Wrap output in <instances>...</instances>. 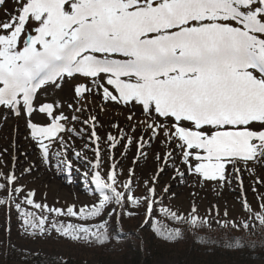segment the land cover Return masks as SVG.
<instances>
[{"label": "snow or ice", "instance_id": "obj_1", "mask_svg": "<svg viewBox=\"0 0 264 264\" xmlns=\"http://www.w3.org/2000/svg\"><path fill=\"white\" fill-rule=\"evenodd\" d=\"M0 11L7 17L0 20V107L13 116L28 117L27 127L37 141L43 163L49 164L53 155L44 141L58 139L64 152L60 163L67 170L74 167L69 147L59 134L74 131L66 124L69 120L80 121L75 113L96 105L97 97L101 112L107 113L109 105L114 106L117 117L123 116L131 130L113 122L110 127L117 129L119 136L109 132L104 141L97 131L103 127L97 115L83 120L91 128L89 139L95 145L91 149L94 159L87 160L91 168L83 175L91 177L99 195L78 210L75 205L61 208L37 203L34 190L17 203L13 193L20 194L24 188L16 186L19 177L15 175V163L7 174L0 171V180L6 182H0V191L6 186L8 191L7 197L0 198V206L8 209L4 228L8 248L3 264H20L9 262V252H19L23 261L39 256L11 242L13 204L22 234L33 238L54 229L72 241L103 245L111 239V217H116L114 235L119 236L122 216L139 214L129 211L126 204L134 209L146 204V219L140 226L144 227L156 204L158 177L174 160L176 149L180 162L201 181H215L220 188L238 182L240 202L249 220L255 216L264 225V192L258 193L252 186L261 209L254 212L242 176L247 171L256 177L255 184L264 185V177L257 175L258 168L264 169V0H0ZM65 86L69 90L71 102L66 106L73 112L71 117L63 112L65 104L60 100L36 104L41 91H63ZM34 112L46 114L51 122L33 123ZM155 140L160 141L161 148L154 151L156 168L151 181L143 182L148 194L135 195V169L129 168L128 179L121 183L118 176L123 169L113 152L122 146L121 156H126L134 144L137 155L146 157V149ZM101 144L106 145L111 161L107 169ZM70 150L76 159H85L81 152ZM54 155L61 157L60 152ZM12 159L15 162V156ZM193 159L197 163L192 164ZM138 162L133 158V165ZM31 171L32 166L24 170ZM176 174L181 179L185 175L179 167ZM118 183L123 191L118 190ZM169 187L166 185L164 191L168 192ZM25 203L49 215L38 216L26 210ZM113 205L121 211L117 212ZM212 209L220 215L218 205H211L209 214ZM161 211L194 227L211 223L208 216L198 215L195 203L187 216L171 208ZM52 214L76 217L85 223L50 222ZM223 216L225 219L215 221L221 227L251 226L248 221L228 219L227 207ZM151 227L166 241L182 238L178 228L164 232L155 221ZM128 235L123 233V239ZM226 247H248L254 253L257 245H245L241 238H233Z\"/></svg>", "mask_w": 264, "mask_h": 264}, {"label": "rangeland", "instance_id": "obj_2", "mask_svg": "<svg viewBox=\"0 0 264 264\" xmlns=\"http://www.w3.org/2000/svg\"><path fill=\"white\" fill-rule=\"evenodd\" d=\"M11 10V3L8 5ZM7 17L3 11H0V20H4ZM96 105H88V110L83 113H75L80 116V121H71L66 124V128L74 129L72 132H63L59 136H63L66 142V146L69 147V157L73 159L74 167L71 170H67L60 159L63 158L64 152L60 148L59 140L44 141L49 144L50 152L53 154L49 164H45L42 161L40 149L37 141L33 140L30 134V130L27 127L28 117L21 114L19 117L13 116L10 112L0 107V152L3 155L0 159L4 161L0 164V171L7 174L13 168L15 163V175L19 177L16 182V186H23L24 191L20 194H15V200L17 203L27 195L28 191L34 190L35 196L33 199L40 204H47L50 207H66L67 205H75L78 210L82 205L93 202L94 198L98 199V193H96L95 185L91 181V177H85L83 173L91 168V165L87 163V160L94 159V153L91 151L95 147L89 139L91 128L89 125L83 124V120L88 118L89 115L95 114L98 117L99 122L103 127L97 128L99 135L104 141L107 140V134L111 132L113 135L119 136L117 129L111 128L110 125L113 122H119L121 127H124L127 131H131L124 121L123 116L117 117L114 111V106L109 105L107 113L101 112L99 108V97ZM52 100H60L64 102L65 106L63 112L65 115L71 117L73 112L67 108L69 100V90L65 86L63 91L56 90L53 92L48 89L46 92L41 91L36 99V104L41 102H51ZM7 116L5 120L4 117ZM33 123L45 125L51 122L50 118L46 114L34 112L31 116ZM91 123V122H90ZM86 129L81 132L80 129ZM137 136L140 135L138 132ZM147 139V137H145ZM14 142V146H13ZM88 144L89 147L85 148L84 145ZM71 148L81 152L84 160H78L75 158L74 153L71 152ZM102 152L104 155L105 169L111 161L108 160V149L106 145L101 144ZM161 148L160 141L155 140L152 142L150 148L146 149L147 156L139 157L136 152V146L133 144L128 149L126 156H121V152L124 151L122 146H118L113 155L115 160L119 162L120 168L123 172L118 176V180L122 183L128 179V169H135V177L132 180V187L135 195L144 196L147 195L146 188L144 187V181H151V177L156 168V161L154 160V151ZM7 149V152L3 150ZM56 152L61 153V157L58 159L54 154ZM15 156V162L12 157ZM180 152L176 149V155L174 160L170 161L165 171L160 174L156 184V204L154 205V211L151 214V219L156 223L162 222L168 214L161 211L162 208H171L172 210H179L185 216L191 211L192 204L195 203L198 208V215L200 217L208 216L211 221L210 224H205L209 228H223L217 224L216 220H223L224 208L227 207L229 211L228 219H235L237 223L242 221H248L251 225L248 229H245L248 235L258 236L260 232L264 231V225H261L258 219L253 216L249 220V213L246 212L239 198V185L238 182L233 181L231 187L225 185L220 188L219 184L215 181H201L197 175L190 174L188 166L180 162ZM133 158L138 159V164L133 165ZM197 163L194 159L192 164ZM32 166V171L25 173L24 170ZM179 167L181 171L185 173L183 179L176 174V168ZM79 168L80 171L76 169ZM243 168V165H241ZM119 172V169L117 170ZM231 171V169H229ZM257 175L264 177V169H257ZM175 176V179L173 177ZM244 187L246 189V196L248 202L252 205L254 212H260L259 200L257 194L253 193L252 186L257 187L258 193L264 192V185L255 184L256 177L250 176L247 171L242 173ZM71 181V182H69ZM0 182L6 183L3 180ZM168 185L169 191L165 192L164 188ZM118 190L124 189L118 183ZM151 186V184L149 185ZM8 196L7 186L4 190L0 191V198ZM218 205L220 215H216V209H212L209 214L211 205ZM26 210L35 212L38 216H48L49 214L40 209H35L32 206H28L26 203L23 206ZM116 211L119 212L120 208L113 205ZM126 208L129 211L138 212L139 214L134 217L122 216L120 220L119 229L123 237V233L136 234L143 236L141 232V225L146 219L145 209L146 204L139 209H134L130 205L126 204ZM10 224L11 233L10 238L13 244L18 247L31 249L39 253L40 256L63 261L69 259L73 264H129L130 255L121 257L124 248L118 247L115 243H105L103 245L84 244L79 241L69 240L59 235L54 229H50L47 234H38L35 238L31 236L23 235V229L21 227V221L18 218L17 211L14 204L11 207L10 212ZM109 219V228H113L114 232L117 229V224L112 223L113 218ZM107 218V217H106ZM63 222L65 224L71 223H85L80 221L76 217H56L54 214L50 216V222ZM8 222V209L5 206H0V262L4 258V252L8 248V234L5 233L4 228ZM98 221H87V223H96ZM186 222V221H185ZM189 226H193L186 222ZM180 229L177 225L166 224V231L171 229ZM114 234V233H113ZM117 236V235H116ZM160 246H162L160 244ZM154 246L150 251L153 257L154 264H177L179 260H186L188 258L187 252L176 251L170 246ZM19 253V252H18ZM109 260V261H108ZM22 264V263H20ZM261 264V263H255Z\"/></svg>", "mask_w": 264, "mask_h": 264}, {"label": "trees", "instance_id": "obj_3", "mask_svg": "<svg viewBox=\"0 0 264 264\" xmlns=\"http://www.w3.org/2000/svg\"><path fill=\"white\" fill-rule=\"evenodd\" d=\"M121 211V209H120ZM119 211V212H120ZM152 219L144 227H141L143 236L129 234L126 239L114 235V229L109 228L110 242L115 243L117 248H124L121 257L130 255L129 264H154L150 251L154 246H170L176 251L187 252L186 260H179L177 264H264V231L258 236L248 235L243 227L227 229L209 228L206 225L202 227L189 226L185 221H176L166 217L162 222L157 223V227L164 232L166 224L177 225L180 227L182 238L169 242L158 237L152 231ZM116 222V217L113 222ZM233 238H241L245 245L255 243L257 245L255 252L249 251L248 247L240 250H229L226 245L233 242ZM160 246V247H162ZM260 256L261 259H256ZM9 262L19 261L22 264H73L69 259L63 261L38 256V258L28 257L27 261L21 260L20 253L9 252ZM109 261V260H108ZM4 260L0 262L3 264Z\"/></svg>", "mask_w": 264, "mask_h": 264}]
</instances>
